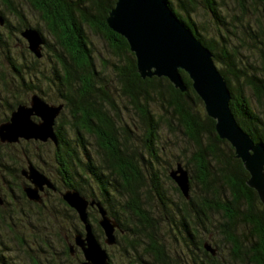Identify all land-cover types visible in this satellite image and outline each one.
<instances>
[{"label": "trees", "instance_id": "trees-1", "mask_svg": "<svg viewBox=\"0 0 264 264\" xmlns=\"http://www.w3.org/2000/svg\"><path fill=\"white\" fill-rule=\"evenodd\" d=\"M116 2L0 0L4 21L0 48L6 50L9 39L33 27L27 7L39 22L33 28L42 33L44 46L51 52L49 74L31 68L35 82L31 74L25 75L23 66L5 55L13 75L11 84L18 81V86L10 90V83L4 81L0 123L19 105L27 104L36 91L50 104H64L55 123L58 144L53 143L57 192L75 189L100 202L117 220L114 246L121 262L264 264V204L247 185L249 173L230 142L219 137L216 122L208 116L188 74L181 71L185 92L165 77L140 76L127 40L107 24ZM168 2L213 53L227 80L230 108L239 125L264 145V0ZM87 30L108 44L111 64L97 63ZM12 146L0 142V176L7 183L18 181L23 170L20 155L6 152ZM22 155L27 163L33 157L27 149ZM179 163L191 177L189 199L170 176ZM19 192L27 200L21 185ZM20 196L15 198L18 203ZM59 202L75 222L72 234L85 233L76 211L61 197ZM3 206L10 208V201L3 200ZM2 211L0 205V247H9L2 232L11 233L17 258L12 262L0 248V264H82L81 250L73 256L67 238H62L63 258L49 252L46 240L34 235L28 242L15 232L18 219L29 217L27 213L15 208ZM89 211V222L103 243L99 211L96 207ZM109 257L114 264L113 256Z\"/></svg>", "mask_w": 264, "mask_h": 264}, {"label": "water", "instance_id": "water-1", "mask_svg": "<svg viewBox=\"0 0 264 264\" xmlns=\"http://www.w3.org/2000/svg\"><path fill=\"white\" fill-rule=\"evenodd\" d=\"M0 23H4L2 18ZM107 24L112 31L127 40L136 57L138 73L143 79L165 77L176 89L185 92L187 86L181 71L188 74L193 89L204 102L208 116L216 122L219 137L230 142L235 149V157L242 161L249 173L247 185L257 192L264 204V145L255 142L239 125L230 108L232 97L227 80L221 74L213 53L181 21L168 0H117L108 15ZM21 36L27 41L29 50L41 58L45 45L42 33L28 27ZM63 108V103L50 104L40 95L32 94L28 104L19 105L7 121L0 123V142L16 144L22 140H51L57 145L55 123ZM22 175L28 181L23 191L31 202L41 204L42 192L46 189L57 190L52 180L30 161L27 169L22 170ZM170 176L189 199V171L179 163ZM60 194L64 202L76 211L85 229V233L75 234L74 244H69L71 254L77 246L83 254L82 264H110L109 253L89 222V207H96L99 211V225L104 231V243L107 246L117 242V220L108 215L100 202L87 199L75 189H65ZM206 249L216 254L208 244Z\"/></svg>", "mask_w": 264, "mask_h": 264}, {"label": "rangeland", "instance_id": "rangeland-1", "mask_svg": "<svg viewBox=\"0 0 264 264\" xmlns=\"http://www.w3.org/2000/svg\"><path fill=\"white\" fill-rule=\"evenodd\" d=\"M25 13L28 17L29 23L36 27L38 26L39 22L36 20V18L33 16L32 12L25 7ZM11 22L14 26H16L15 20L10 17ZM88 31L89 39L94 47L97 63H101L104 61V63L107 64V62H110L111 64L112 57V51L109 48L108 44L105 42V40L99 36L93 33L90 30ZM45 37L52 43V39L49 37V35L44 32ZM43 56L37 61L34 55L30 52L28 49V43L24 38H22L21 34H17L16 36L12 37L8 41L7 49L0 48V91L4 89V81H7L10 83V90H15L16 85L18 86V81L15 83L17 84H11L13 81V75L11 74L10 66L8 64V61L6 59V54H9L10 57L14 58L16 62H18L21 66H23V70L25 75L29 76L31 74V77L35 74L33 73L34 66L39 71H44L46 74H49L48 71L50 70V55L51 52L48 51L45 46L42 50ZM15 77V76H14ZM32 77L33 82H35V79ZM16 78V77H15ZM17 79V78H16ZM15 80V79H14ZM14 82V81H13ZM47 85L46 83H43V88L46 89ZM32 94H39V92H34L29 95V101ZM42 97V96H41ZM45 99V98H43ZM29 103V102H28ZM27 103V104H28ZM60 104L62 102H57V104ZM122 105V101L120 102ZM54 104V103H52ZM35 120H38L37 118H34ZM29 144H25V143ZM37 142V143H36ZM29 150L33 157L30 159L31 163L35 165L39 170H42L43 173H45L55 184L56 179L53 178L56 175V167L54 162V156H53V142L51 140L47 142H40L36 140H30L25 141L22 140L20 143L13 144L11 148L6 150V152L14 153L19 159V168L21 169H27L28 163L23 158L24 155H22V152L24 150ZM8 153V154H9ZM9 154V155H10ZM23 156V157H22ZM8 158V157H7ZM6 158V163H8V159ZM10 164V163H8ZM184 166V165H183ZM185 167V166H184ZM174 167L173 169H175ZM172 169V170H173ZM1 177V176H0ZM16 180H10L9 183L5 182L3 177L0 178V199L2 201V207H3V213L4 212H10L12 208H15L17 211H19L21 214L27 213L29 217H23L22 219L19 218V222L16 223L15 232L18 231L20 235H22L26 241L31 242L33 240V236H37L39 238H42L43 240L47 241L46 246L48 245L49 252H54L55 254H59L62 256V251L65 248V245L63 244L62 238H67L69 244H74L75 234L73 230V219L70 220L69 214H64V209L66 207L59 202V197H61V194L57 191L48 190L46 189L44 192H42L43 196V202L41 204L32 202L33 204H38L42 208L38 209L36 206H33L30 202L26 199H23L20 196L19 192V185L24 186L28 184V181L25 179V177L21 174L19 178ZM9 184V185H8ZM19 184V185H18ZM64 191V190H63ZM20 196L22 204L18 203L15 198H18ZM62 198V197H61ZM3 200L10 201L11 207L8 208L6 206H3ZM64 201V200H63ZM88 212H90L88 210ZM78 215V214H77ZM79 217V216H78ZM76 223H79L80 221L76 218L74 219ZM82 223V222H81ZM3 231V230H2ZM3 236L2 239L4 240L5 246H9L7 248H1L3 251V254L6 258H9L12 262L17 258V254L15 252V245L12 242L11 233H7L5 230L2 232ZM38 234V235H37ZM105 240V237H104ZM101 242L104 248L107 249L108 253L113 256V263L114 264H120L121 259H119V249L116 246H107L104 243ZM42 247H44V244H41ZM45 246V247H46ZM79 248L77 246L74 247L73 256L78 253ZM63 257V256H62ZM56 258L59 259V257L56 255ZM64 258V257H63ZM126 264V261L124 262ZM123 263V264H124Z\"/></svg>", "mask_w": 264, "mask_h": 264}, {"label": "flooded vegetation", "instance_id": "flooded-vegetation-1", "mask_svg": "<svg viewBox=\"0 0 264 264\" xmlns=\"http://www.w3.org/2000/svg\"><path fill=\"white\" fill-rule=\"evenodd\" d=\"M27 42V41H26ZM57 191V190H56ZM61 193V192H60ZM69 243V242H68ZM79 248V247H78ZM79 250H81L80 248H79Z\"/></svg>", "mask_w": 264, "mask_h": 264}]
</instances>
